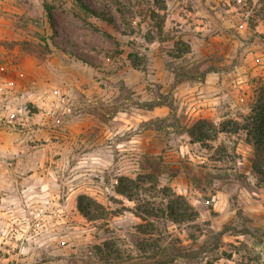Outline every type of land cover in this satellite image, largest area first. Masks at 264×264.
Listing matches in <instances>:
<instances>
[{"label":"rangeland","instance_id":"374dc122","mask_svg":"<svg viewBox=\"0 0 264 264\" xmlns=\"http://www.w3.org/2000/svg\"><path fill=\"white\" fill-rule=\"evenodd\" d=\"M263 6L0 0V264H150L153 248L173 264H264V227L237 197L261 185L244 135L188 134L250 112ZM208 65L204 81L184 75ZM176 202L196 219L163 217Z\"/></svg>","mask_w":264,"mask_h":264},{"label":"trees","instance_id":"16d2710c","mask_svg":"<svg viewBox=\"0 0 264 264\" xmlns=\"http://www.w3.org/2000/svg\"><path fill=\"white\" fill-rule=\"evenodd\" d=\"M262 2L264 4V0H262ZM262 17L264 19V15ZM201 67L202 66H198L195 69L184 73V75L190 80L204 81L209 73L218 71L217 68L212 65H208L203 69H201ZM176 75L180 76L181 74ZM191 130L192 131H188V134L200 144L215 141L219 134L239 135L242 133L244 135V142L253 149V157L251 160L252 170L258 177L259 183L264 185V80L261 81L255 90V97L253 103L250 106V112L241 121H231L229 124H223L217 128L209 121L202 119L193 123ZM82 204L83 203H81L80 208L82 214L85 215L86 218L94 220V216H91V212L85 207H82ZM188 208L185 212H181L180 206H177L176 202V204H171L168 209H166L163 217H166L167 213V217L172 220L171 222L174 223L194 221L197 216L194 214L191 207ZM145 214L150 218L156 220L160 219L158 214H156L153 210H148L145 212ZM151 231H153L152 228L148 230L145 229L142 233L146 235H154V233H151ZM104 250L106 256L102 260H106V262L110 261L114 256V253H112L111 248H109L108 245H105ZM144 250L145 252L151 251V248ZM152 252L154 253V256L151 259L154 262L150 264H173L175 262L176 258H172L166 262H161L163 260H158L156 258V250L154 248L152 249ZM176 253V257H179L181 252L177 250Z\"/></svg>","mask_w":264,"mask_h":264},{"label":"crops","instance_id":"0c3cea01","mask_svg":"<svg viewBox=\"0 0 264 264\" xmlns=\"http://www.w3.org/2000/svg\"><path fill=\"white\" fill-rule=\"evenodd\" d=\"M198 103L199 104L196 106V110H198V113H202L200 110V105H202V103L201 101H199ZM244 144L248 147L249 151L251 152L253 151L252 147L247 145L245 142ZM252 172L253 170L251 167V172H246V175H250L251 177L250 181L251 182L253 181V183L255 181L254 184L256 185V182H258L257 176ZM220 195L222 198L229 197L228 192L227 193L222 192ZM237 197H238L239 206L245 212V214L249 216L251 219H253L255 222H260L259 225L264 227V186L262 185L258 187L254 186L253 189H249L244 186L240 187L239 190H237Z\"/></svg>","mask_w":264,"mask_h":264},{"label":"built area","instance_id":"2783aa9c","mask_svg":"<svg viewBox=\"0 0 264 264\" xmlns=\"http://www.w3.org/2000/svg\"><path fill=\"white\" fill-rule=\"evenodd\" d=\"M37 216H40V214L38 213ZM26 220V219H25Z\"/></svg>","mask_w":264,"mask_h":264}]
</instances>
